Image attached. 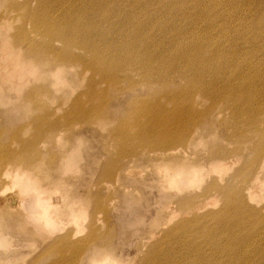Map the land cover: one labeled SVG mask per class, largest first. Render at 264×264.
<instances>
[{"label":"rangeland","instance_id":"obj_1","mask_svg":"<svg viewBox=\"0 0 264 264\" xmlns=\"http://www.w3.org/2000/svg\"><path fill=\"white\" fill-rule=\"evenodd\" d=\"M8 1L0 0V17L13 19L16 13L10 14ZM183 1L192 17L178 18L173 24L169 15L155 20L154 29L170 26L171 34H180L189 41L193 34L203 35L212 25L226 20V25L231 24L238 31L230 34L235 52L222 58L227 61L223 65L225 73L216 72L199 81L193 74L161 72L153 76L158 80L150 81L137 70L130 71L127 77L119 73L118 82L109 84L99 75L91 77L90 72L72 66L64 71L66 84L55 86L49 75L54 69L51 61L30 58L22 48L21 56L31 59L41 72L48 71L26 82L28 90L47 88V95L40 100L46 109H60L62 116L78 103L89 114L74 117L70 125L65 124L59 140L60 134L56 132L51 138L29 145L35 135L32 119L43 116L40 108H36L38 102L27 98L32 110L30 118H26L18 103L7 106L6 116H0V159L11 153L27 161L28 167L37 168L35 172L42 186L50 187L49 196L31 204L34 210L45 211L48 203L64 211L71 208L70 200L79 202L77 211L86 218L74 224L80 227L74 228L79 232L72 241L83 240V250L61 258L57 247H50L53 242L62 244L57 240L61 232L44 238L47 229L53 230L51 226L38 228L36 222L41 220V214L26 217L20 213L36 198L35 191L25 182L7 180L1 165L0 264H66V259L88 264L89 256L103 255L118 264H139L152 247H158L159 253L164 254L159 257L160 262L167 258L170 248L181 249L185 254L183 240L189 232H195L197 262L238 264L240 258L241 263L258 261L264 252V225L256 229L254 225L264 219V195L257 196L253 191L248 199L245 176L250 171L251 175L257 174V164L264 155V0ZM32 5L35 6L34 2ZM11 23L10 34L19 25L14 20ZM205 34L219 36L216 26ZM224 46L229 48L230 43ZM168 50L163 51L164 56H168ZM245 64L250 68L245 69ZM216 70L220 67L212 68V73ZM23 96L20 98L24 99ZM151 114L155 115L156 124L151 123ZM157 125L167 127L172 136H178L184 129L181 138L185 145L179 148L184 153L180 151L171 158L159 155L163 147L156 148ZM76 146L78 158L72 163L63 164V158L60 162L61 155ZM221 152H226L223 169L219 174L208 173L200 164ZM185 160L191 168L188 171H196L200 176L192 183L169 179L166 174L173 169L170 165H180ZM258 179L257 189L262 190L264 176L260 174ZM222 186L226 191L237 189L245 204L258 215L257 218L248 215L247 222L243 219L239 232L221 227L218 216H222L225 201ZM7 200L22 205L8 206L13 210L10 212ZM195 220L199 222L190 224ZM52 226L62 228L60 223ZM251 232H259L255 245L263 249L257 253L250 243ZM203 233L211 235L207 243L198 237ZM247 234L250 235L245 237ZM172 258L170 254L167 262Z\"/></svg>","mask_w":264,"mask_h":264},{"label":"bare ground","instance_id":"obj_2","mask_svg":"<svg viewBox=\"0 0 264 264\" xmlns=\"http://www.w3.org/2000/svg\"><path fill=\"white\" fill-rule=\"evenodd\" d=\"M17 1L21 3H17ZM131 1L132 3L128 0L8 1L7 6L10 14L16 13V16L13 19L9 16L0 17V116H6L7 106L18 103V106L22 108V112L27 118L32 112L29 108V101L35 99L38 102L35 103L36 108H40L39 111L43 116L32 119L35 135L31 138L29 145H35L37 140L45 137L51 138L52 134L56 132L60 134L63 126L65 124L70 125L74 117L79 115L86 116L89 113L82 109L78 103L72 110L66 113L62 111V116H60V109H46L40 103V100L47 95V88L41 86L28 90L29 87L26 86V82L32 79V77H42V74L44 72L46 74L48 71L41 72L31 59H25L21 56L22 48L26 50V55L30 58H45L51 61L54 69L49 71V75L53 79L55 86L66 84L63 77L64 71L67 68H72V66H78L83 71L90 72L91 77L99 75L101 80L109 84L118 82L120 79L119 73H123L127 77L130 71L137 70L142 71L145 74L144 78L150 81L153 79L158 80L159 78H154L153 76L161 72L167 75L176 71L183 72L184 74H193L196 80L199 81L204 77L211 78L216 72L225 73L223 65L227 61H223L222 58L224 54L231 57L235 52L236 47L230 34L236 33L238 31L237 28L231 24L226 25V20H224L212 25L207 30H212L216 26L219 32L218 37L205 34L207 32L205 31L203 35L193 34V39L187 41L180 34H171L172 28H169L170 26L159 27L157 30L153 27L155 20L169 18V15L173 24L178 18L187 19L192 17L193 15L189 12V6L186 7L187 3L183 0ZM32 2L35 4L34 7H32ZM195 5H197V8L200 7L199 3ZM206 18H209L208 21L211 22L209 14L206 15ZM12 20L19 23V25L10 34ZM24 27H26V30H24ZM226 42L230 43L229 48L224 46ZM57 45H60V47L57 48ZM165 50H168V56L163 55V51ZM154 62H156V65ZM243 66L245 69L250 68L247 64ZM214 67H220V70L212 73V68ZM21 94H24V99L20 98ZM184 112L187 114L186 109H184ZM149 116L151 123L156 124L155 115L151 114ZM51 119L54 121H51ZM157 126L159 136L156 140V148L159 146L163 147L159 155H169V158H171L180 151L184 153L183 150H179V148L185 145L184 138H181L185 134L184 129L180 133H177L178 136H172L167 127L163 125ZM61 137L62 134L59 135L58 140ZM26 145L23 144V146ZM77 148L76 146L70 152L69 150L65 151L61 155L60 162L62 158L63 164L65 162H74L78 158ZM224 158H226V152L215 153L212 158L203 161L200 165L207 168L209 170L208 173L219 174L218 171L223 169ZM1 165L4 166L3 174L7 180L15 183L25 182V184L35 191L36 198H32L29 201L30 204L27 203L25 210L20 211V213L25 216L27 214L31 216L32 214L35 216L38 213L41 214V220L36 222L38 223V228L39 226H51V230H53L52 232L47 229L48 235L44 238H49V234L52 237L55 233L61 232L57 240L62 242V244L58 245L53 242L50 247H57V252L61 258L69 253H81L83 250V246L81 245L83 240L72 241V238H76L78 236L77 232H79V230H75L74 228L80 227L74 226V224H78L82 219L85 220L86 218L85 216L80 217V213L77 211L79 202L70 200L69 204L71 208H66L64 211H61L59 206L54 209L51 206L56 205L48 203L45 211L34 210L31 204L38 198L42 199V197L49 196L51 191L50 187L42 186L43 184L39 181L37 172H35L36 167H28L27 161H22L18 156L11 153L5 154L0 159ZM174 165H170L173 169H170L171 172L166 174L169 179H186L187 183H192L194 178L200 176L196 171H188V169H191L187 167L189 166L188 161L180 165ZM257 168V174L253 173L251 175L250 171L245 176V179L248 181L245 189L247 194H249L248 199L253 191L257 196L264 195V187H262V190H258V186L256 185L258 184L257 179L260 174L264 176V155L257 164ZM255 180L256 183L253 184ZM220 188L221 192L225 195L223 209L220 212L222 216L216 215L212 217H219L223 229L232 230L234 233L239 232L241 225L244 223L243 219H246L247 222L249 221L248 215L249 218H257L258 215L245 204L242 194L237 189L226 191L224 186ZM8 201H6L7 207L17 208L19 205H22L15 200H12L11 203ZM8 209L10 212L13 211L9 207ZM197 210L201 209L197 208ZM241 213L247 215L241 217L239 215ZM171 217L173 218V215ZM28 218L32 220L30 216ZM195 222H199V220L192 221L190 224ZM58 223H60L62 228H59V226L54 228L55 226H52ZM257 223L259 224L254 225L255 229L264 225V219H261ZM194 233L189 232L184 237L185 247L183 248L186 249L185 254L182 253L181 249L170 248L167 258H163L158 262L159 257L161 255L164 256V254L159 253L158 247H152L142 260H139V264H206L199 262V260L197 262L198 252L194 247V243L197 241H195ZM250 234L253 252L257 253L263 249L255 245L259 232H251ZM250 234H247L245 237H248ZM262 235H264V229ZM170 236L173 237V232L170 233ZM198 237L202 238L204 243L211 240V235L206 233H203L202 237L200 235ZM235 244H237V241H235ZM170 254H173V258L168 263ZM203 256L208 259L205 255ZM178 259L182 260L178 261ZM257 259L258 261L253 264H264V252H261L260 257ZM74 261L66 259L65 263L79 264ZM239 261L238 264H249L248 262L241 263V258ZM87 262L88 264H118L115 259L108 257V255L99 256L98 258L89 256Z\"/></svg>","mask_w":264,"mask_h":264}]
</instances>
